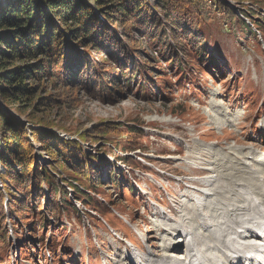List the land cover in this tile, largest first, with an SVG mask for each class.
Returning a JSON list of instances; mask_svg holds the SVG:
<instances>
[{
  "label": "rangeland",
  "instance_id": "1",
  "mask_svg": "<svg viewBox=\"0 0 264 264\" xmlns=\"http://www.w3.org/2000/svg\"><path fill=\"white\" fill-rule=\"evenodd\" d=\"M252 1L225 0L239 17L245 18L242 10L250 11L253 6L256 19H264V8L260 6L264 0ZM214 11L213 23L202 24V28L205 38L209 39L210 52L216 54L215 65L209 57L199 58L191 51L183 57L182 51L179 56L184 62L181 60L179 67L172 66L150 38H142L134 31L135 40H141L135 42L137 48L146 50L154 58L148 62V57L139 53L131 54L130 58L132 64L139 63L143 67L148 62L156 69H147L150 73L148 83L140 75L130 83L127 81L133 74L129 73L130 63L127 68L117 66L115 69L113 63L105 61V53L99 51L89 56L96 77L88 81L85 72L81 78L78 76V85L74 87L59 78L57 85L48 90L61 102L60 107L45 114L49 127L55 129L61 139L77 141L85 154L104 155L112 163L106 171L111 174L117 169L121 175L113 184L96 185L97 174L91 182L59 165L51 173L58 182L57 188L68 193L72 189L80 190L76 195L72 190V197L62 192L61 196L68 201L64 202L65 208L58 213L54 208L45 213L50 219L60 217L62 222L39 224L38 211L42 210L43 201L36 205L33 217L36 222H31L32 217L20 218L12 214L15 220L7 222L13 227L12 234L9 233L5 243L0 241V264H99L98 254L102 252H124L125 239L142 250L150 248L162 253L160 245L167 238L157 235L149 217H156L153 213L157 203L164 208L173 207L172 196L176 192L188 193L189 184L198 182L203 176L196 164L209 159L211 151L199 148V144H213L220 156L236 160L230 173H236L241 164L235 156L240 155L245 161L247 149L254 148L259 155H264V132L257 128L264 120V35L254 30L248 18L250 30L256 31L258 36L260 43L257 44L255 34L241 32L238 24L221 10ZM168 35H172L171 31ZM184 42L183 48L188 50L190 45ZM103 75H109L118 85L108 88L109 82L97 78ZM84 76L86 83L81 82ZM126 82L130 86H126ZM226 109L229 112H222ZM95 131L101 133L100 138L90 135L85 140L81 136V132L84 135ZM126 155L127 159L121 162L120 158ZM178 156L183 160L175 161ZM259 162L250 163V166L256 168ZM218 182L228 189V178L220 177ZM72 183L77 189L73 185L70 189ZM86 197L90 202L84 201ZM75 199L83 202L80 206L86 214L84 217L75 213L74 206L79 203ZM174 199L178 204L177 213L170 212L169 219L186 222V208L190 204L185 203L184 196L175 195ZM117 214L130 222L118 220ZM27 222L30 229L25 226ZM180 234L170 237L169 242ZM95 242L103 250L95 247Z\"/></svg>",
  "mask_w": 264,
  "mask_h": 264
},
{
  "label": "trees",
  "instance_id": "2",
  "mask_svg": "<svg viewBox=\"0 0 264 264\" xmlns=\"http://www.w3.org/2000/svg\"><path fill=\"white\" fill-rule=\"evenodd\" d=\"M253 1L255 3L256 0ZM260 6L264 8V4ZM214 9L221 10L233 23H237L241 32L255 34L250 30L249 18L254 30L258 29L264 35V19H256L253 6L250 11L242 10L245 19L239 17L225 0H0L2 243L9 239L4 208L6 196L8 210L20 218H33L36 205L43 201V208L38 211L39 224L46 226L52 222H62L60 217L50 219L49 215H45L53 208L58 213L57 193L61 191L66 195L67 192L57 188L58 182L51 174L59 165L91 182L98 175L96 185L113 184L121 175L117 169L111 174L106 171L112 167L107 157L85 154L77 141L61 139L56 130L49 127L45 114L60 107L61 102L48 90L53 89L59 78L66 85L74 87L78 85V76L81 78L85 72L88 73L85 74L88 81L96 77L89 56L99 51L105 53V61L113 63L115 69L117 66L127 68L130 63L129 73H133L127 80L130 83L136 79V75L148 83L150 73L147 69H156L147 63L154 58L146 50L137 48L135 42L141 40L137 42L134 33H139L142 38H150L151 43L159 47L161 56L172 66L182 65L180 61L184 59L179 56L182 51L183 57L190 55L191 51L199 58L209 57V61L215 65L216 54L210 52L209 39L205 38L202 28V24L208 26L213 23L211 19L217 11ZM170 31L171 36L168 35ZM254 38L259 44L256 34ZM184 41L190 45L188 50L183 48ZM133 53L146 55L148 62L143 67L139 63L132 64L130 58ZM97 78L104 83L109 82L108 88L113 89V85H118L109 75ZM86 81L87 77L84 76L81 82ZM126 86L130 84L126 82ZM90 135L94 139L101 137L99 131L84 135L81 132L83 139ZM126 157L120 159L124 161ZM42 184L47 187V193H44ZM72 185L77 187L73 183L69 187L73 188ZM78 189H73L74 195L80 191ZM64 198L63 201L67 203ZM84 201L90 202L88 197ZM36 220L35 217L31 222ZM25 226L31 228L29 222Z\"/></svg>",
  "mask_w": 264,
  "mask_h": 264
},
{
  "label": "bare ground",
  "instance_id": "3",
  "mask_svg": "<svg viewBox=\"0 0 264 264\" xmlns=\"http://www.w3.org/2000/svg\"><path fill=\"white\" fill-rule=\"evenodd\" d=\"M258 127L259 131L264 132V120ZM199 146L208 152L211 151L209 159L204 163L198 160L197 164L190 162L201 168L204 174L199 177L198 182L189 184L188 193L175 194L184 196L185 203L190 204L186 208L188 209L186 222H171L173 217L168 221L161 218L162 222H155L163 233L175 235L180 231V236L176 237L178 241L175 242L179 245L173 247L166 243L161 247L162 253H156L150 248L140 250V246H136L133 252L127 254L116 252L110 257L109 264H244L239 257H236L238 261L231 258L239 256L244 251H251L258 245H264V230L260 231L264 229V155H259L254 148L247 149L245 161L242 156H235L239 157L241 164L236 173H230L229 169L236 160H230L226 155L220 156L213 144ZM182 158L178 156L174 160ZM257 160H260L259 165L252 168L250 163ZM220 177L230 180L227 190L218 182ZM153 214L156 217L160 215L158 210ZM199 222L200 224L195 227ZM255 225L258 226L254 227V230H249ZM251 240L253 243L247 246L246 242ZM181 246L185 247L187 255H184V252L175 253ZM170 256L175 259H171ZM261 256L263 255H259ZM244 262L257 264L246 259Z\"/></svg>",
  "mask_w": 264,
  "mask_h": 264
}]
</instances>
